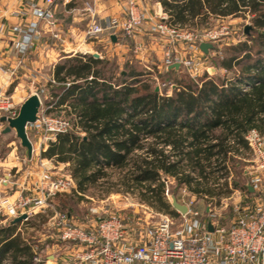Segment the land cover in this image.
I'll list each match as a JSON object with an SVG mask.
<instances>
[{"label": "trees", "instance_id": "obj_1", "mask_svg": "<svg viewBox=\"0 0 264 264\" xmlns=\"http://www.w3.org/2000/svg\"><path fill=\"white\" fill-rule=\"evenodd\" d=\"M162 1L170 22L249 20V33L226 46L218 61L226 73L195 79L166 69L176 82L168 95L156 90L150 71L132 67L116 75L102 57L68 58L55 67L53 96L73 125L41 156L68 166L81 199L101 183L107 194L131 192L157 211L177 215L166 195L172 180L198 198L228 197L240 186L230 183V175L252 152L246 135L256 130L264 137V0ZM36 225L0 226V264H45L27 231Z\"/></svg>", "mask_w": 264, "mask_h": 264}, {"label": "built area", "instance_id": "obj_2", "mask_svg": "<svg viewBox=\"0 0 264 264\" xmlns=\"http://www.w3.org/2000/svg\"><path fill=\"white\" fill-rule=\"evenodd\" d=\"M40 1L44 6L35 7L37 19H46L49 26H55L54 7L57 0ZM64 1L69 4L73 0ZM126 1L123 15L105 19H100L93 3L86 2L84 10L90 15V21L85 36L96 38L107 32L111 35L116 30L128 36L135 34L145 18L139 5L141 0ZM16 14L23 16L24 10L20 9ZM167 20L168 15L164 13L154 26L153 30L160 34V38L176 46L187 39L193 48L192 33H184L183 28L172 25ZM17 33L23 35L17 42L19 54L31 49L41 35L37 21L29 25L28 32L24 33L20 27ZM204 38L209 40L208 38L218 37L210 32L205 34ZM141 47L137 45V51ZM199 56L205 58L200 53L199 46H196V52L194 51L191 57H183L176 50L175 55L167 51L161 66L166 70L183 63L189 74L195 76L199 74L200 67H203V58ZM210 70L211 67H206L207 72ZM6 87L8 85H0V131L8 125V122L2 121L1 118H15L22 102L18 103L14 94ZM172 87L174 88V85ZM170 93L171 91L168 94ZM42 104L41 99V107ZM42 123L49 126L52 134L46 137L49 141L72 127V123L66 119H46L40 108L37 121L28 125L27 132L30 126L37 127ZM246 139L259 161L256 166L259 175L252 178L249 184L253 187L254 192L251 194L255 195V200L250 204L238 206L236 218L228 226L216 219L212 209H208L209 217L203 218L193 198L184 203L188 207L187 213L179 212L182 222L177 228L174 227V221L168 217L151 223L149 217L139 213L125 216L118 213L119 211L111 210L105 211V216L88 213L78 220L67 212L57 210L50 201V198L58 193L74 189V180L70 174L44 175L41 195L21 202L19 207L23 208L22 214H27L25 221L38 212L51 211L48 214V225L52 227L58 244L64 249L59 251L57 257L53 255L54 261L59 259L60 264H264V137L252 130L246 135ZM168 194L167 189L166 195ZM11 210L16 214L14 207L11 206ZM210 223L213 231L208 229ZM35 250H38V245ZM35 259L40 261L41 257L37 256Z\"/></svg>", "mask_w": 264, "mask_h": 264}, {"label": "rangeland", "instance_id": "obj_3", "mask_svg": "<svg viewBox=\"0 0 264 264\" xmlns=\"http://www.w3.org/2000/svg\"><path fill=\"white\" fill-rule=\"evenodd\" d=\"M84 2L86 1H81V3ZM37 5L38 4L35 0H24V4L20 8L24 10V15L19 17H22L25 21L20 27H22L24 33L28 32L29 25L32 22H28L26 19L34 17L35 20L33 22L37 21L39 23L38 29L41 32L38 39L40 37L47 39V35L43 33L42 25L45 24L47 26L49 23L46 19H37V15L33 13V10ZM65 5L67 4H65L64 0H57L54 7L55 26H50L49 28L50 43L53 42L57 47L62 48L65 41L69 43L68 46H70L69 48L71 49H77L78 51L81 49H90L91 53L98 54V57L108 60L109 65L107 69L109 71L112 69L116 75H120V72L125 73L126 70H129L132 67L138 70L150 71L152 74L148 78L151 79L153 86L156 87V89L158 88L161 93L168 94L169 91L172 93V86L174 85V88L176 86L175 76H165V67H162L161 64L162 62L164 63L167 51H169L172 55H175L174 47L176 45L173 43L169 44L168 41L167 44L163 43L164 54L161 57L159 55V48L151 49L149 46L147 47V42L150 40L148 35H144L145 44L147 43L145 47L142 46L141 49L137 51V43L133 38L137 32L132 36H128L124 32L119 31L124 33V41L125 43L127 42L130 47L125 51V53H123V51H119L118 54L114 48H111L114 46L111 44L112 39L109 34L110 32L99 35L96 38H87L85 36V31L90 21V15L85 13L84 10H72L69 12ZM43 6V3L39 5V7ZM79 17H81L82 20H79ZM247 25H249V20L239 17L227 20H218L214 23V26L209 29L202 28L192 30L183 28L182 30L184 33H192L194 46H199L200 49V44L202 42H210L213 47L209 49L207 54L200 49V53H202L205 58L199 56L204 60L201 61L203 62V67H200L199 74L191 76L183 63L178 68L173 67L177 70L180 69V71L175 74L178 75V77L187 76L195 79L202 77L204 73H213L223 76L226 71L222 67H218V61L223 57V52L226 46L238 43L240 40L244 39V35L246 33L245 27ZM73 26L74 30L72 31L70 28ZM210 32L217 35L218 38H208L209 40L205 39V34ZM154 33L155 34H152V37H155L156 42H161L160 34L157 32ZM82 40H84V42L88 45L77 46L78 42ZM183 42L184 47H187L188 44L191 45L190 40L185 39ZM185 56L191 57L192 53L190 52ZM185 56L183 55V57ZM206 67H211L210 72L206 71ZM55 78L56 77L54 76L52 79L48 78L46 80H42V88H49L46 89L47 97H44L45 93H42V91L44 92V89L40 88L39 91L38 89L35 91V93H38L40 97H43L41 114H43V117L48 120L66 119L73 125V118L66 115V108L56 107L58 99L53 96V93L57 90L58 82ZM10 80L11 79H7L6 82H11ZM2 85L4 86L5 84ZM6 88L9 92L14 94L16 101L19 103V94L21 95V93H15V89L10 90L9 86ZM23 102H21L20 105ZM48 128L49 126L44 123L38 125L37 127H29L28 135L35 148L32 159H28L27 151L24 147H22L21 141L16 136L15 130H12L9 133H3V131H0V226L10 224V221L22 214L23 208L19 207L21 202L29 199L32 200L33 198L41 195L44 175L50 174L52 176H63L70 174L66 164L55 163L54 161L42 158L41 156L42 152L48 148L49 143L54 141L56 138L54 137L51 141L46 139V137L52 135ZM239 161V168L232 173V175H230V183L238 180L240 182V186L238 189H235L230 196L223 197L221 199L198 198L197 196L192 195L187 190L186 186H176L172 180L170 182L171 191L167 195L169 203L171 204L172 195H176L178 201L182 204H184L189 198H193L195 200V206L201 212L203 218L209 217L208 209H212L213 214L217 217L216 219L219 220L220 223L226 226L231 225L236 218L237 207L240 205L243 206L247 203L250 204L255 200V195H252L245 187H248L252 178L259 175L256 171V166L259 164L256 153L254 154L252 151L250 155L246 154V157ZM111 178L115 180L117 175L114 174ZM74 185V189H76L77 186L75 180ZM106 187L107 186L102 185L101 183L91 186L82 199L79 194L73 193V189L70 192L58 193L57 195L51 197L50 201L57 210L67 212L78 220L83 219L88 213L105 216V211L111 210L119 211L118 213L125 216L128 214L131 215L139 213L149 217L151 223L160 222L168 217L174 221L175 228L181 225L182 217L177 210V215L163 213L157 211L147 203L142 202L137 194L131 192L126 193L121 190L107 194ZM11 206L15 208L16 214L12 212ZM172 209H174L173 206ZM97 211L98 213H95ZM50 212L51 211L49 210H45L33 215L28 221L35 222L37 225L27 231L28 233H32L35 238L38 249L42 252V258L45 259V264H60L59 259L54 261L53 255H56L57 257L59 251H63L64 249L61 244H58L54 230H52V227L48 225V214H50ZM26 222L27 221L23 220L17 223L19 224V229L24 230Z\"/></svg>", "mask_w": 264, "mask_h": 264}, {"label": "crops", "instance_id": "obj_4", "mask_svg": "<svg viewBox=\"0 0 264 264\" xmlns=\"http://www.w3.org/2000/svg\"><path fill=\"white\" fill-rule=\"evenodd\" d=\"M39 5L42 4L40 0H35ZM82 0H73L69 4L65 5L68 11L72 10H84L85 3L87 1L95 5L96 11L100 19H105L111 16H121L127 6L126 0H85L86 2L81 3ZM182 1V0H181ZM24 0H0V85L5 84L9 86L10 90L15 89V93L19 92L20 101H25L35 91H39L43 87V81L48 78L52 79L55 76L56 65L68 58L77 56L78 54H95L91 53V50H80L71 49L68 42L64 41L62 48L57 47L53 42L50 43V26L42 25L43 33L47 35V39L40 37L37 39L31 49L24 54H19L17 51V42L22 39V35L17 33V29L20 28L21 24L25 21L22 17L20 18L16 13L23 6ZM77 4V5H76ZM140 9L144 13L145 18L141 28L134 35L135 42L137 45L144 46L147 44L151 49L159 48V55L162 57L163 45L167 44L161 39V42H156L155 37H152L154 32V26L159 21L162 14L168 15V22L172 25H179L181 28H187L192 30L206 29V25L214 26L218 20L231 19L227 18H211L210 23L196 25L190 20L185 23L170 22V10L163 4L162 0H141L139 2ZM85 11V10H84ZM36 10L33 11L35 13ZM85 13H87L85 11ZM35 18L31 17L26 19L28 22H33ZM79 20H82L79 17ZM39 25V23H38ZM74 30V26L70 28ZM69 30V29H67ZM148 35L150 40L145 44L144 35ZM115 40L112 39V46L119 54V51L125 53L129 49L130 45L124 41V33L118 30L111 34ZM144 42V43H143ZM164 43V44H163ZM88 45L84 40L79 41L77 46ZM170 46V45H169ZM191 45L184 47V43H178L175 50L186 55L190 52H196V46L193 48ZM139 53V52H138ZM141 54V53H140ZM162 54V55H161ZM101 56V55H100ZM139 58V57H138ZM162 59V58H161ZM180 66H176L178 68ZM7 79H11V82H6ZM44 89V97H47L46 89ZM30 91V92H29ZM43 101V97H41ZM35 152V151H34ZM6 176V175H5ZM254 191H251V193Z\"/></svg>", "mask_w": 264, "mask_h": 264}, {"label": "water", "instance_id": "obj_5", "mask_svg": "<svg viewBox=\"0 0 264 264\" xmlns=\"http://www.w3.org/2000/svg\"><path fill=\"white\" fill-rule=\"evenodd\" d=\"M250 25L245 27V32L249 33ZM115 40L114 37H112ZM213 45L210 42H202L200 44V49L204 53H208L209 49H211ZM95 57H98V54H94ZM158 90V88L156 89ZM41 108V99L38 94L30 95L22 104L19 109V113L15 118H6L2 117V121H7L8 125L3 130V133H9L12 130H15L16 136L20 139L22 147H24L27 151L28 159H32L34 153L33 143L29 138L27 127L29 124H34L38 119V113ZM249 191H253V187L248 185ZM171 204L175 210L178 212L185 214L188 211V207L185 204H182L178 201L175 195L171 196ZM27 218V214L23 213L18 217H15L12 221H10L11 225L17 224ZM209 231H213V226L210 223L208 226Z\"/></svg>", "mask_w": 264, "mask_h": 264}]
</instances>
